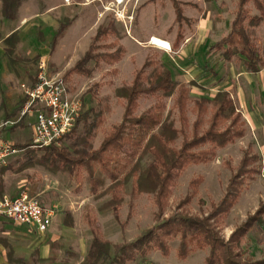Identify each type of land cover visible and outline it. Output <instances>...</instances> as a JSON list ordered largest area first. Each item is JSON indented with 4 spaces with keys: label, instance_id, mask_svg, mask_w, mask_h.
<instances>
[{
    "label": "rangeland",
    "instance_id": "374dc122",
    "mask_svg": "<svg viewBox=\"0 0 264 264\" xmlns=\"http://www.w3.org/2000/svg\"><path fill=\"white\" fill-rule=\"evenodd\" d=\"M117 1L65 0L64 7L51 14L53 25L43 27L35 17L17 31L14 45L9 43L10 40L2 41L0 37V119L17 116L22 100H26L25 90L33 85H30L33 81L32 78H36L39 62L43 57L48 64L49 73L53 76L61 75L63 77L64 72L72 68L83 56L96 28L107 19H114L119 39L123 33L124 35L131 33L142 41L151 33L168 34L176 27V30H179L180 39L195 30L193 19H190V22L182 21L179 27L177 24L172 27L171 24L175 17L172 0H155L153 3H147V0H122L120 3ZM236 2L237 0H213L211 2L200 0L195 7L187 8L189 9L188 15L192 17L200 15L208 17L207 45L198 46V53L193 55L194 60L189 65L182 61H167L149 42L150 40L141 47L125 36L122 38V44L128 49L129 57H125V50L123 58L112 66L104 63L98 66L95 61H89L86 67L90 71L89 75L73 74L65 80L69 93L80 99L82 113L92 107L96 112H100L101 125L93 130L91 138L93 149L99 146L103 137L114 125L122 121L126 100L116 92V89L127 88L131 85L134 76L133 70L136 67L141 68L146 55L165 63L172 69L177 79L182 76L198 75L197 80L202 85L195 87L189 84L188 122L185 131L187 139L191 138L192 124L196 117L194 100L201 96L211 97L218 90H228L235 107L241 112L245 121L244 136L237 138L225 147L218 148L216 157L211 161L190 164L184 171L179 172L176 184L171 188L172 193L164 212L165 216L172 214L177 210L178 204L188 194H192L190 202L181 206L178 211L186 215H206L210 211V203L217 202L224 195L232 174V170L226 166V163L235 168L244 149L250 145L253 151L260 156L261 171L254 181L247 184L238 202L222 224L221 234L225 239H228L231 232L264 200V67L257 74L246 73L243 56H234L231 61H226L220 52L210 48L230 31L231 21L237 8ZM55 3L56 0H29L27 5L34 9L36 7L42 9L41 7L46 4L53 5ZM181 7L185 13L188 11L182 2ZM203 11L204 14H202ZM253 12L255 11L253 10ZM61 24L64 27L57 37L56 43L50 47L49 43ZM55 27L57 28L55 29ZM2 31L4 29L0 27V34ZM255 42L264 58V22L256 28ZM6 68L16 76L13 81L5 78L4 70L7 71ZM113 69L116 70L115 73H111ZM148 70L149 68L146 71ZM158 106L161 107L162 118L169 115L174 119L176 126H180L177 110L172 108L173 98L161 99L158 94L143 93L138 100V107L134 110V115L138 116L144 110L155 113ZM92 117L93 115H90V120ZM208 117L209 114H206L202 120V129L207 128ZM34 119V114L24 117L28 123H32ZM30 131L31 127L21 122L15 127L3 130V132H7L3 136L9 138L24 136L21 143H30L32 139ZM83 136L84 129L81 124L71 134L51 145L57 148L73 145L80 147V139ZM182 140L183 137H179L175 146L179 147ZM45 148L28 147L9 156L7 162L9 161L14 169L19 168L22 163L30 164L26 169L18 171L20 176L27 180L22 183L24 185L21 184L19 187L18 194L24 190L27 191L25 187L28 184L35 183L36 186L44 187L42 195H46L49 199L66 197L82 200L81 204L85 207L84 210H81L83 215H78L77 222L81 240L78 248L80 251L84 250L88 244L87 236L90 235L92 238L91 228L84 219L86 212L96 219L101 228L102 237L113 244L135 241L146 229L158 223L153 218L156 208L151 194L142 193L131 200L132 181H129L125 186L123 201L116 213L119 219L116 220L115 213L107 205L110 195L104 193L110 180L108 175L100 171L98 164L92 161L89 162V165L86 164L82 168L81 180L78 182L67 172L53 171L37 163V160L43 156ZM150 161V155L144 157L139 163L140 168H145ZM199 175L203 177V182L195 190L191 179ZM90 179L94 180L98 186L97 194H92L90 191ZM29 195L37 198L41 203L39 195L30 193ZM131 203L133 206L132 217L127 221L124 232H121L120 224L126 220ZM178 243L179 238L169 242L170 254L168 256H162L159 251L153 250L144 257L136 255L135 259L127 264H205L207 249L193 251L185 260H179L176 257ZM54 244L60 245L59 241H55ZM241 248L244 258L263 259L264 226L249 232L243 240ZM61 254L57 258L61 264H75L77 256H74L72 252Z\"/></svg>",
    "mask_w": 264,
    "mask_h": 264
},
{
    "label": "trees",
    "instance_id": "16d2710c",
    "mask_svg": "<svg viewBox=\"0 0 264 264\" xmlns=\"http://www.w3.org/2000/svg\"><path fill=\"white\" fill-rule=\"evenodd\" d=\"M172 4L176 15L175 24L180 25L185 20L181 3L172 0ZM236 5L230 31L214 43L211 49L220 52L226 61H231L234 56H243L244 71L257 74L264 67V58L255 42L256 28L264 22V0H237ZM63 27L62 24L58 27L50 41V47L55 44ZM118 34L113 18L102 22L91 36L83 56L64 72L63 79L67 80L73 74L89 75L90 71L86 67L92 60L98 66L102 63L112 66L119 62L125 48L119 43ZM11 39L12 36L7 41ZM115 72L116 70H111V73ZM189 84L193 85L194 82ZM116 92L126 100L122 121L110 129L96 149L92 148L91 138L93 130L101 125V118L100 112L92 107L77 117L72 130L65 135L68 136L82 124L84 136L80 139V147L47 146L37 163L53 171L67 172L79 182L82 168L89 165L90 161L96 162L100 171L109 177L110 183L104 193L110 195L107 205L115 213L116 220L119 219L116 213L122 204L125 186L132 181L131 200L142 193L151 194L156 208L153 218L158 223L146 229L135 241L113 244L102 237L96 219L86 213L84 219L91 228L92 238L89 250L79 264H127L136 255L144 257L153 250L159 251L162 256H168L169 242L175 238H179L176 247V257L179 260H185L193 251L207 249L205 264H264V258H244L241 248L249 232L264 226V200L231 232L228 239L221 234L222 224L231 209L247 184L254 181L261 171L260 156L250 145L244 149L235 168L226 163L232 174L224 195L217 202L210 203L211 208L206 215L193 216L178 211L181 206L190 202L192 194H188L172 214H164L172 193L171 188L175 186L179 172L184 171L190 164L211 161L216 157L218 148L244 136L245 121L235 107L230 93L219 90L212 97L194 100L196 117L192 124L191 138L187 139L185 131L188 122L189 85L174 80L170 70L158 59L148 55L141 68L135 69L131 85L116 89ZM143 93L158 94L161 99L173 98L172 108L177 110L180 126L177 127L169 115L162 118L159 106L155 113L144 110L135 116L134 110L138 107V100ZM206 114H209L208 126L202 129L201 122ZM90 115H93L92 120ZM16 125L18 123L13 127ZM179 137H183V140L176 147ZM14 146L23 150L28 148L29 143ZM147 155L151 156V161L141 169L139 163ZM29 165L22 163L13 170L18 172ZM3 167L7 169L8 165ZM202 182L203 177L200 175L191 179L195 190ZM90 185L91 193L97 194L96 182L90 179ZM132 208L131 203L126 220L120 224L121 232H124L127 221L132 217ZM64 221L68 226L73 224L68 215Z\"/></svg>",
    "mask_w": 264,
    "mask_h": 264
},
{
    "label": "crops",
    "instance_id": "0c3cea01",
    "mask_svg": "<svg viewBox=\"0 0 264 264\" xmlns=\"http://www.w3.org/2000/svg\"><path fill=\"white\" fill-rule=\"evenodd\" d=\"M28 1L29 0H0V27L4 29V31H2L0 34L2 41H7V38L12 36V39L10 40L11 42L9 43H11V45H14L16 41L15 36L17 31L20 30L22 27H24L28 22H30L35 17L43 27H49L50 25H53L51 23V14L55 10L64 7L65 0H56V3L53 5L44 4L45 6H42L41 7L42 9H38L37 7L36 9H34L31 6H28L27 5ZM154 1L155 0H147V3H153ZM178 1L180 3L182 2L185 9L188 10L185 13V11L182 9V14L185 17L184 21L190 22L191 21L190 19H193L194 21L195 30L193 31V33H189L183 36L182 38L180 37L179 39V30H176L177 29L176 27L175 30L172 29L171 32L168 34L151 33L146 39L142 41L141 39H137V37H135L131 33L130 34L128 33L126 35H124L123 33L121 39L119 40V43L125 48V46L122 44V38L127 36L136 45L143 47V44L148 42V40H150L149 42H151V39L156 37L164 40L167 44L169 43L168 45L170 46L171 49V51H168L167 49L159 48L151 43L160 52L161 56H163L167 61L170 60L171 61L173 60L175 62L182 61V62H186V65H189L190 62L194 60L193 55L198 53V46H201L203 44H205V46L207 45L208 39H206V36L208 32L207 31L208 17L207 16L204 17L202 15L192 17L188 15L189 9L187 8H189L190 6L195 7L200 0H192V1L178 0ZM211 1L213 0H209V2ZM202 14H204V11ZM174 20L175 17L171 24L172 27L176 26ZM179 26L180 25H178V27ZM56 28L57 27H55V29ZM125 50H126L125 57L126 56L129 57L130 53L128 49L125 48ZM163 65L170 70L172 78L174 80L188 85L190 82H194L193 86L195 87H199L202 85L197 80V76H198L197 74L189 75L188 77L182 76L180 79H177L172 69L167 67L165 63H163ZM137 68L140 67H136L135 69ZM135 69L133 71H135ZM4 74H5V78H8L9 81H13L14 78L16 77L12 72H9V70L7 71L4 70ZM32 80L34 81L35 78L33 77ZM33 81L31 82L30 85L33 84ZM201 97H205V96H201ZM23 101L25 100L24 99L22 100L20 106H22ZM23 120L24 118H22L19 123L24 122L25 125H29L31 127L30 134L32 135L35 119L32 123H28L25 120L24 121ZM6 133L7 132H3V130L0 131V143L9 142L14 145L22 144L21 140L22 138L24 139V136H18L17 138L4 137L3 134ZM7 165H8V168L6 167L7 169H4L3 166L0 167V198H2L3 196H9V197L16 196L19 192V187L21 186V184L24 183V181H27L23 178V176H20L19 172H15L13 170L14 168L11 164H9V161ZM25 188L30 194L39 195L42 205L55 208L56 209L55 215L52 219V223L50 227L43 233H38L23 225L14 224L8 219L4 218L3 216H0V264H61L57 260V258H59V256L62 255L61 253L65 254L66 252L69 253L72 252L74 256H77L76 257L77 260L75 261V264H79L86 256L91 242V237L90 235H88L87 236L88 244L86 248L82 251L78 249L81 240L79 238L80 231L77 228L78 227L77 222L79 220L78 219L79 216L83 215L81 210H84L85 207V205L82 206L81 204L82 200L78 198H66V197L49 199L46 197V195H42L44 192V187L42 185L36 186L35 183H30ZM67 215L73 221V225L71 226L65 224L64 219ZM87 230L89 231V229ZM55 241H59L60 245L56 246V244H54Z\"/></svg>",
    "mask_w": 264,
    "mask_h": 264
},
{
    "label": "built area",
    "instance_id": "2783aa9c",
    "mask_svg": "<svg viewBox=\"0 0 264 264\" xmlns=\"http://www.w3.org/2000/svg\"><path fill=\"white\" fill-rule=\"evenodd\" d=\"M170 51V46L167 49ZM35 82L28 87L26 100L14 118L0 119V131L13 127L27 115L35 117L30 148H43L57 143L69 133L82 113L79 98L69 93L61 75H51L45 57L38 66ZM22 149L9 142L0 143V167L7 165L9 156ZM55 215L53 207L42 205L24 190L14 197L0 198V216L14 224L23 225L38 233L45 232Z\"/></svg>",
    "mask_w": 264,
    "mask_h": 264
},
{
    "label": "bare ground",
    "instance_id": "6f19581e",
    "mask_svg": "<svg viewBox=\"0 0 264 264\" xmlns=\"http://www.w3.org/2000/svg\"><path fill=\"white\" fill-rule=\"evenodd\" d=\"M122 0H118L117 2L120 3ZM152 44H154L155 46L159 47V48H163V49H168L169 47V43L167 44L164 40L159 39V38H152L151 42Z\"/></svg>",
    "mask_w": 264,
    "mask_h": 264
}]
</instances>
